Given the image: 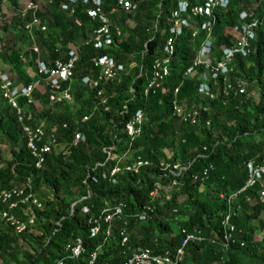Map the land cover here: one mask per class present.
Wrapping results in <instances>:
<instances>
[{
	"label": "trees",
	"instance_id": "trees-1",
	"mask_svg": "<svg viewBox=\"0 0 264 264\" xmlns=\"http://www.w3.org/2000/svg\"><path fill=\"white\" fill-rule=\"evenodd\" d=\"M65 1H47L50 5L45 7L46 12H35L46 27L44 32L28 33L24 29L31 13L25 19L9 17L12 33L27 46L24 53L0 37V64L2 69L7 65L12 86H28L39 80L43 90H32L31 103L25 97L17 99L24 124L35 127L41 120L45 122L37 146L50 144V135L54 138L51 150L43 154L41 167L36 168L16 111L0 89V141L7 144L9 153V159L0 166V191L29 182L32 194L41 203V209L34 211L35 224L22 234H15L0 219V264H89L92 253V264H123L139 250L173 259L185 234L194 232H199L203 240L188 243L176 264H264V220L260 219L264 185L256 183L244 189L247 164L264 165V0H227L225 8L213 10L212 17H191L197 34L192 38L191 30L182 31L175 42L169 77L160 85L169 93L160 94L158 86L146 95L149 69L152 74L155 58L162 55L170 14L180 0H133L137 5L133 15L120 10L117 0H101L112 39L100 50L90 41L99 26L87 15L90 5H77L69 15L60 8ZM185 1L193 6L205 0ZM6 2L16 7V0ZM242 12L250 13L257 27L248 54L235 57L228 79L232 83L243 81L245 94L204 100L196 93V79L183 78L205 38L199 26L205 21L211 23V54L216 59L221 46L231 45L227 32L239 24ZM127 19L132 20V28L126 26ZM70 46L78 57L72 81L63 85V89H70L71 102L50 103L48 87L37 75V60L50 67L54 59L67 58ZM100 56L122 64L125 70L114 81L100 85L108 97L107 110L98 105L94 92L81 84L85 75L95 78L90 60ZM24 64L35 78L24 74ZM179 85V103L208 107L194 125L172 116V92ZM36 103L47 105L46 111L35 115ZM139 109L146 122L141 136L129 145L124 124ZM75 134L82 135L83 141L73 144ZM110 147L117 154L114 161L106 160L105 150ZM135 158L146 162L137 173L122 171L115 183L102 178V173L108 174L117 161L131 163ZM161 165L166 168L162 170ZM173 165L178 167L172 169ZM5 204L0 203V214L7 209ZM119 204L121 216L113 218L108 230L102 216ZM27 207L18 203L10 213L23 219ZM226 217L234 226L227 246ZM94 220H99V230L90 237ZM256 233L260 234L257 240ZM76 238L82 241L83 252L73 258L69 248Z\"/></svg>",
	"mask_w": 264,
	"mask_h": 264
},
{
	"label": "built area",
	"instance_id": "built-area-1",
	"mask_svg": "<svg viewBox=\"0 0 264 264\" xmlns=\"http://www.w3.org/2000/svg\"><path fill=\"white\" fill-rule=\"evenodd\" d=\"M51 1L49 0L48 3ZM227 0H205L201 5L189 6L185 0L177 2L175 9L171 12V24L169 25L168 37L165 39L162 46V56L155 58L152 66V75L148 83L146 84L144 94L146 95L148 90L153 87H158L169 77L170 63L175 51V42L182 34L184 29L191 30V37L195 38L197 34V28L191 24V17H212L213 10L216 8H225ZM77 5H90L87 10V15L92 20L99 22L98 28L93 32V36L90 41L93 44L94 49L100 50L107 47L112 39V32L110 29V23L107 16L101 11V0H66L60 4V8L66 11L69 15L73 14ZM117 7L124 13H133L137 5L133 0H117ZM39 9V6L33 2H26L22 8L17 9L10 14V17L17 15L18 18L25 19L26 15L31 13V19L24 23V29L31 33L34 30L44 32L46 30L45 25L41 20L34 16L35 12ZM113 13V9L111 10ZM76 25H80L76 22ZM210 26L211 23L205 21L200 24V29L205 32V38L201 41L199 48L195 51L194 57L190 65L186 68L183 78L196 79L197 87L196 93L204 100L214 101L219 97L227 98L231 94L244 95L245 83L241 80H237L235 83L229 81L228 77L232 72V65L236 56L245 57L249 52L250 41L254 39V30L257 27V23L251 18L250 13L242 12L239 15V24L228 30V34L231 37L230 46H221L219 49L218 58L214 59L211 54V42H210ZM117 36L120 32L117 28L115 31ZM58 49L61 47L58 46ZM3 49V42L0 40V53ZM70 52L66 59L56 58L53 60L50 67H47L44 62L37 60L36 71L37 75L43 77L45 84L48 87V99L50 103H59L63 101L70 102L71 94L70 89L67 87L63 89V85L71 82L73 78V69L78 59L77 54L72 46H70ZM34 53H38L36 47H32ZM91 67L96 70L95 78L85 75L81 78V84L86 86L94 92L95 98L99 106L107 110L108 97L100 88L102 83L112 82L118 78L120 73L124 72L122 64L116 63L113 59L107 56L93 57L90 60ZM132 66V65H131ZM39 80L32 85L28 86H12L8 79L7 73L3 71L0 64V89L2 97L7 103L16 111L18 122L22 125V133L25 137L26 148L28 149L31 157L34 159V165L36 168H40L43 163V154L48 153L51 150V145L54 144V138L50 135V144L42 143L40 146L37 144L41 141L43 130L41 126L31 127L24 124L23 110L18 106L17 99L19 97H25L28 102L31 103V93L35 88V84H39ZM180 85L176 87L172 92L171 112L172 116L178 118L182 122L190 124H196L201 114L208 111V107L204 105L196 106L195 104L187 105L179 103L176 100V95ZM171 92V91H170ZM163 93H169V89L165 88ZM29 119V117H28ZM146 122L145 116L141 109L137 110L131 118L124 124V132L129 140V145L132 144L135 138L140 137L142 128ZM205 125L208 126L209 122L205 121ZM82 142L83 136L80 134L74 135V143ZM107 158L106 160H116L117 154L114 152V148L110 147L105 150ZM124 157V156H123ZM121 161V160H120ZM146 165V162L139 158H135L131 163H126L125 160L120 163L117 161L115 165L109 169V173H102V178H106L111 183H115L116 175L122 171L137 173L141 166ZM162 170L166 167L161 165ZM178 166L173 165L172 169H176ZM248 178L244 189L252 187L256 183L264 185V165H252L247 164ZM205 173V172H204ZM174 185V182L171 183ZM159 188V187H157ZM243 189V190H244ZM154 192L150 194L153 196ZM261 197L264 198V191L261 192ZM0 203H6L7 209L0 214L1 221L13 230L15 234H22L28 228L35 224V210L41 209V203L32 194L29 182H25L22 186H17L11 190L0 191ZM18 203L28 206L24 211V218L19 219L13 213H10L15 209ZM109 211V210H108ZM145 211L149 212L150 208L146 207ZM83 212H86L83 209ZM146 213V212H144ZM103 214V213H102ZM121 216V205L115 206L112 210L105 213L102 216L103 223L108 224V230L111 228L110 223L113 218L118 219ZM144 214L139 218H143ZM93 226L90 229V237H94L99 230V220L92 221ZM224 241L225 246L231 240V233L234 232V226L228 223V217L224 219ZM106 231L108 235L110 232ZM122 236V235H121ZM203 240L199 232L187 233L181 243L180 248L175 252L173 259L167 256H154L149 250H139L132 252L130 257L123 264H176L180 260V256L183 254L184 247L190 243H199ZM125 242V237H122L121 244ZM70 255L73 258L78 257L83 252V244L79 238L74 239L73 245L69 248ZM95 259V253L91 254V260L89 264H92ZM59 264V262H57Z\"/></svg>",
	"mask_w": 264,
	"mask_h": 264
},
{
	"label": "rangeland",
	"instance_id": "rangeland-1",
	"mask_svg": "<svg viewBox=\"0 0 264 264\" xmlns=\"http://www.w3.org/2000/svg\"><path fill=\"white\" fill-rule=\"evenodd\" d=\"M33 2L31 0H16V7H13V6H9L8 3L6 2V0H0V37L5 40H7V45H9L11 48H14L16 50H20L22 52V48H21V41H20V38L17 37L16 34L12 33V27L11 24H8V22H10V14L12 13L13 9H16V8H22L23 5L26 3V2ZM39 4H47V1L46 0H36ZM34 3V2H33ZM43 4V5H44ZM48 5V4H47ZM39 6V5H38ZM133 15V13L131 14ZM126 26L129 27V28H132L133 27V22L131 19H127L126 21ZM27 47V46H26ZM24 48V52L26 51L27 48ZM159 56V55H158ZM162 55H160L159 57H161ZM134 64H132L131 67H133ZM32 73V72H31ZM151 68L149 69V77H151ZM37 88V87H36ZM42 91V90H41ZM254 90H252L251 92L253 93ZM255 92V91H254ZM71 102V101H70ZM71 107H74V105L71 103L70 104ZM49 108V107H48ZM47 109V105L43 104V103H37L35 105V108L33 110V112L35 113V115H39L40 113L42 112H45ZM41 123L44 125L45 122L41 120ZM43 125V126H44ZM124 145V143H123ZM166 155L167 156H170V153L169 152H166ZM0 156L2 158V160H0V166L3 165V161H6L9 159V153H8V147H7V144L5 143H2L0 141ZM260 219L261 220H264V213H262L260 215ZM260 238V234L256 233L255 234V239H259Z\"/></svg>",
	"mask_w": 264,
	"mask_h": 264
},
{
	"label": "crops",
	"instance_id": "crops-1",
	"mask_svg": "<svg viewBox=\"0 0 264 264\" xmlns=\"http://www.w3.org/2000/svg\"><path fill=\"white\" fill-rule=\"evenodd\" d=\"M31 1H33L34 3H36L37 5H39V9L42 10L43 12H46V11H47V10H46L47 8H45V7L51 4V3H50V4L47 5L46 2H45V4L43 3L44 5H43V4L41 5V4H39L36 0H31ZM46 1H47V0H46ZM65 2H66V1H65ZM39 9H38V10H39ZM49 16H50V15H49ZM25 47H26V44L21 42L22 52L18 49L19 53H24V50H23V49H24ZM22 60H24V58H23ZM2 67H3V69H4L5 72L8 71L7 68H6L7 65H3ZM22 71L24 72V74H25L26 76H28V77H30V78H31L32 76H34L33 71H32L29 67H27L25 64H24L23 67H22ZM31 72H32V73H31ZM32 78H35V77H32ZM33 80H34V79H32V82H33ZM35 81H36V80H35ZM35 87H37V88H36V91H38V92H42V91H43V90H42V87L39 86V84H38V85L35 84ZM158 89H161L160 94H164V93H163L164 88H162L161 86H159ZM41 90H42V91H41ZM36 104H37V103H36ZM29 116H31V115H29ZM31 119H32V117L30 118V120H31ZM32 120H33V119H32ZM33 123H34V120H33ZM36 123H37V122H36ZM36 123H34V124H36ZM39 126L42 127L43 124L41 123V124H39Z\"/></svg>",
	"mask_w": 264,
	"mask_h": 264
},
{
	"label": "clouds",
	"instance_id": "clouds-1",
	"mask_svg": "<svg viewBox=\"0 0 264 264\" xmlns=\"http://www.w3.org/2000/svg\"><path fill=\"white\" fill-rule=\"evenodd\" d=\"M49 1V0H48ZM51 1V0H50Z\"/></svg>",
	"mask_w": 264,
	"mask_h": 264
}]
</instances>
